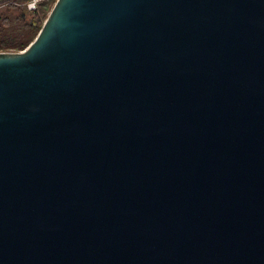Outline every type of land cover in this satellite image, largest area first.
<instances>
[{
	"label": "water",
	"instance_id": "water-1",
	"mask_svg": "<svg viewBox=\"0 0 264 264\" xmlns=\"http://www.w3.org/2000/svg\"><path fill=\"white\" fill-rule=\"evenodd\" d=\"M0 264H264V0H55L0 51Z\"/></svg>",
	"mask_w": 264,
	"mask_h": 264
},
{
	"label": "trees",
	"instance_id": "trees-1",
	"mask_svg": "<svg viewBox=\"0 0 264 264\" xmlns=\"http://www.w3.org/2000/svg\"><path fill=\"white\" fill-rule=\"evenodd\" d=\"M50 8L28 11L6 6L0 9V51L21 50L36 36Z\"/></svg>",
	"mask_w": 264,
	"mask_h": 264
},
{
	"label": "built area",
	"instance_id": "built-area-1",
	"mask_svg": "<svg viewBox=\"0 0 264 264\" xmlns=\"http://www.w3.org/2000/svg\"><path fill=\"white\" fill-rule=\"evenodd\" d=\"M51 2L53 0H0V9L6 6H13L31 11L42 7L48 8Z\"/></svg>",
	"mask_w": 264,
	"mask_h": 264
},
{
	"label": "rangeland",
	"instance_id": "rangeland-1",
	"mask_svg": "<svg viewBox=\"0 0 264 264\" xmlns=\"http://www.w3.org/2000/svg\"><path fill=\"white\" fill-rule=\"evenodd\" d=\"M55 0H53V2H51L49 5H48V8H51V6L53 5Z\"/></svg>",
	"mask_w": 264,
	"mask_h": 264
}]
</instances>
